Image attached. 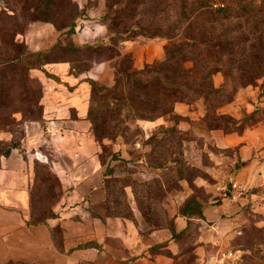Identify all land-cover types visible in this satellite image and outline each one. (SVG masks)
<instances>
[{"label": "rangeland", "instance_id": "1", "mask_svg": "<svg viewBox=\"0 0 264 264\" xmlns=\"http://www.w3.org/2000/svg\"><path fill=\"white\" fill-rule=\"evenodd\" d=\"M98 1L101 0H0V61L12 59L16 55L14 44L15 46L22 44L31 52H49L46 64L41 70L33 69L26 73L20 67L13 69L11 66L9 68L0 66V137L10 133L19 140L25 136V127L31 126V123H40L41 127L45 128L43 132L46 137L49 126H54L47 125L50 120L49 117L46 118V112L49 101L56 97L55 93H66L67 96L73 97L68 99L65 95L67 101L80 98L84 107L83 113L91 124L90 133L102 151L100 157L104 173L109 168L105 185L107 192L114 196L118 204V212L126 218H133L136 214L140 219L144 221L149 219L161 227H166L167 222H172L170 224L173 226V218L169 216L168 198L179 192L182 184L188 185L190 197H197L205 202H210V194L208 195L204 187L194 182L200 180L207 181L211 186L216 184L204 170L196 167L195 159L186 160L183 145L189 137L181 136V149L175 137H171L167 144L161 146L149 144L152 135L146 138L138 124L144 120L136 119L127 108L121 107L120 114L113 118L110 135L98 141L88 114L99 110L107 119L109 117L107 110L117 107V102L111 98L94 96L92 83L112 86L118 73V65L122 64L121 67L123 66V70L126 71H140L165 61L163 49L162 60L158 61L155 57L152 63L144 64L142 69H137L133 53L121 54L122 48L126 47L125 44L130 46L134 44L132 52H136L137 49L150 45L155 47L160 43L165 47L168 41L159 37L137 36L129 41L112 43L109 26L111 25L114 32L122 31L124 27L164 30L168 23L172 24L177 20L180 0H158L157 14L148 16L144 15L142 6L136 7L142 0H135L136 5L131 6L130 11L113 14L121 19L120 24L117 23L113 27L111 21L114 20V16L106 17L105 6L103 10L96 11ZM165 3H170L168 9L170 13L166 11L163 13V9H166ZM213 6L230 9L231 13L244 9L242 12L244 18L238 21L231 16L228 25L235 26L241 23L251 40L253 38L250 24L255 19L261 25L258 37L264 48V0H215ZM116 9L119 10L114 8V11ZM72 23H75L73 32L69 26ZM137 44L140 47H137ZM96 47L100 48L95 50ZM73 48L78 50L73 51ZM31 61L36 60L33 58ZM227 61L226 58L223 63L228 64ZM103 63H108V68H101ZM247 65V75L264 72L263 64ZM72 67H77L82 73L74 72ZM106 74H109L112 80ZM217 78L221 82L224 81L219 87H223L225 91L207 98L208 115L213 122L218 121L217 115L215 116L218 107L234 101L242 89L256 90L260 98L264 99V79L257 80L252 85L241 86L233 83L222 73H217L213 77L215 87L218 83ZM155 96L158 98V94ZM158 102L162 101L158 98ZM250 102L255 105L252 100ZM166 103L168 108L165 107V110H171L169 102ZM68 116L75 117V114L68 112ZM164 117L171 123L170 125L186 121L176 116L174 112ZM241 119L246 120L239 130L241 132L256 122V119L245 113ZM192 124L198 129L199 134L213 125L207 121H204L203 128L199 124L196 125L197 122ZM163 131L165 128H160L153 135H159ZM160 136L162 137V134ZM12 145L13 141L7 143L0 140V153ZM198 145L202 152L199 151L198 155L202 156V163L205 165L212 164L208 154H213L212 157L217 156L219 161L224 155L233 158L238 151V148L218 150L212 143L206 146L201 140ZM44 150L55 152L57 147L46 143ZM220 154L223 156H219ZM175 158H181L185 162L186 179H181L178 175L182 164H175L173 162ZM38 159L41 162L34 163L36 177L31 191L30 206L34 222L44 221L54 215L57 202L63 194L51 165L40 156ZM165 161L163 168H158V165ZM236 170L237 167L231 168L227 170L229 173L226 177L222 175L225 178L221 179L223 182L220 187L213 188L216 196L212 201H219L223 194L228 193L231 187L229 179ZM186 201L179 207L178 213L184 208ZM263 229L264 215L251 209L245 211L236 221L229 219L216 225L212 230L213 234L204 237V241H208L204 264H264ZM207 230L202 222L193 221L191 230L180 237L182 252L191 250Z\"/></svg>", "mask_w": 264, "mask_h": 264}, {"label": "crops", "instance_id": "2", "mask_svg": "<svg viewBox=\"0 0 264 264\" xmlns=\"http://www.w3.org/2000/svg\"><path fill=\"white\" fill-rule=\"evenodd\" d=\"M97 5L96 11L103 10L105 1H98ZM124 46L121 54L133 53L137 69L152 63L155 57L158 61L164 57L162 43L136 52H132L134 44ZM137 47L140 46L137 44ZM107 65L103 63L100 67L108 68ZM217 80L216 87L224 84L219 78ZM55 94L46 112L50 120L47 125L54 126H49L46 137L40 123L27 125L25 136L19 140L10 133L0 137L1 141L14 143L10 154L0 157V264H204L208 249L204 237H210L216 225L229 219L236 221L249 209L264 215V99L258 91L242 89L234 101L217 110V115H228L236 120L244 113L253 116L255 124L241 133L205 129L199 134L192 123L204 127V100L174 106V114L186 119L175 125L179 132L189 137L183 145L186 160L195 159L196 167L216 182L214 186L207 181L194 182L210 194V202L198 200L203 206L204 219L192 221L202 222L208 230L186 252H182L180 239H174L169 229L150 230L136 214L133 218L115 214L114 200L101 185L102 151L90 133L91 124L83 113L82 101L80 98L67 101L66 93ZM68 112H74L75 117L68 116ZM138 124L149 138L171 123L160 117ZM200 140L206 146L212 143L218 150L238 148V151L233 158L224 155L219 161L217 156L208 154L212 164L205 165L198 155L199 151L202 153L198 145ZM46 143L54 144L57 150L45 152ZM38 156L51 165L63 194L54 211L56 217L42 224H31V191L36 177L34 163L40 161ZM236 167L229 182L244 185L247 194L235 201L229 190L219 201H212L216 196L213 188L220 187L221 179L229 173L227 170ZM187 186L182 184V189L168 198L175 233L188 226V219L178 213L191 195Z\"/></svg>", "mask_w": 264, "mask_h": 264}, {"label": "trees", "instance_id": "3", "mask_svg": "<svg viewBox=\"0 0 264 264\" xmlns=\"http://www.w3.org/2000/svg\"><path fill=\"white\" fill-rule=\"evenodd\" d=\"M157 1L142 0L136 5L135 0H106L105 15L107 17L113 14L126 13L134 5L136 7L142 6L144 15L146 16L155 15L158 8ZM213 1L215 0H180L177 20L172 24L168 23L164 30L151 29L149 27H124V29H121L122 31L114 32L111 25L109 26V32L111 33L110 41L112 43L114 41L125 42L137 36H145L147 38L159 37L165 39L168 41V44L164 47L166 56L163 63L157 66L146 67L140 71L123 70V66L121 67L122 64H120L118 65V73L112 86H99L96 83H92L94 96L98 98H111L117 102L116 108H109L107 110L106 113L109 115L107 119V116H104L99 110L88 114L98 141L105 138L113 129V125H111L113 118L120 114L123 107L127 108L136 119L154 121L167 114H173L174 106L178 103L191 104L204 100L206 104L207 98L224 93L223 87H215L214 85L213 77L217 73H222L226 78L231 79L233 83L241 86L252 85L257 80L264 79V72L257 75H247L246 73L248 63L264 65V48L260 37H258L261 25L255 19L252 21L250 28L253 39L250 40L248 33H246L241 23L235 26L228 25L231 16L241 21L244 18V14L242 13L244 9L231 13L232 10L224 7L214 8ZM164 7L166 9H163V13L165 11L169 12L170 3H165ZM114 8H119V10L117 11L116 9L114 11ZM113 16L114 20L111 21L112 27L121 22L120 18L115 15ZM69 26L71 32H73L75 23ZM14 47L17 50L16 55L12 59L1 60V67L9 68L11 66L13 69L20 67L27 73L33 69L41 70L46 64L48 51L31 52L22 44L17 46L14 44ZM99 48L96 47L95 50ZM77 50L73 48V51ZM33 58L36 61H31ZM226 58L228 59V64L223 63ZM72 70L82 73V70L77 67H72ZM155 94H158V98L162 102H158ZM166 102H169L171 110H165ZM166 108H168V105ZM208 113L209 109L206 106L204 121L213 124L208 129L222 130L226 134L241 132L239 130L246 121L245 119L236 120L228 115H217L215 113V116L217 115L216 120L218 121L213 122ZM175 125H170L168 128H165V131L160 132L162 137L160 136L161 134L152 135L149 139V144H154L156 147L161 146L167 144L171 137H175L181 149V136L183 134L178 131ZM11 149L12 146L3 150L0 153V157H7ZM173 160L175 164H182L178 175L181 179H186L184 174L185 162L181 158ZM165 163L166 161L158 165V168H163ZM108 170L109 168L104 173L101 182L106 192L105 183L107 181L105 180L109 176ZM108 195L110 194L108 193ZM110 196L114 200L115 214L126 218L118 212V204L114 196ZM198 200L197 197H190L186 201L184 208L180 211V215L188 219L187 228L180 233H175L172 224H170L172 222H167L166 227H161L149 221V219H146L145 223L150 230L169 229L172 231L174 239H180V237L191 230L193 219H204L203 206ZM54 217H56L55 214L47 219ZM29 222L31 224H42L45 220L34 222L30 213Z\"/></svg>", "mask_w": 264, "mask_h": 264}, {"label": "built area", "instance_id": "4", "mask_svg": "<svg viewBox=\"0 0 264 264\" xmlns=\"http://www.w3.org/2000/svg\"><path fill=\"white\" fill-rule=\"evenodd\" d=\"M230 193L232 194V200H239L247 194V188L244 185L233 182L230 187Z\"/></svg>", "mask_w": 264, "mask_h": 264}]
</instances>
